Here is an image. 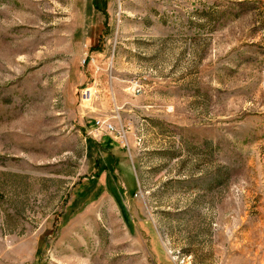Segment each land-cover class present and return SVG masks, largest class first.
<instances>
[{"label": "rangeland", "instance_id": "rangeland-1", "mask_svg": "<svg viewBox=\"0 0 264 264\" xmlns=\"http://www.w3.org/2000/svg\"><path fill=\"white\" fill-rule=\"evenodd\" d=\"M0 264H264V0H0Z\"/></svg>", "mask_w": 264, "mask_h": 264}, {"label": "built area", "instance_id": "built-area-1", "mask_svg": "<svg viewBox=\"0 0 264 264\" xmlns=\"http://www.w3.org/2000/svg\"><path fill=\"white\" fill-rule=\"evenodd\" d=\"M88 58V57H87ZM86 58H83L82 62H85ZM88 92L87 88L83 89V91L81 92V98L86 95ZM109 128H111V126H109Z\"/></svg>", "mask_w": 264, "mask_h": 264}]
</instances>
